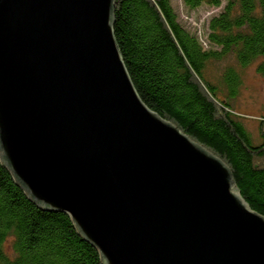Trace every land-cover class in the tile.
<instances>
[{"label":"water","instance_id":"95a60500","mask_svg":"<svg viewBox=\"0 0 264 264\" xmlns=\"http://www.w3.org/2000/svg\"><path fill=\"white\" fill-rule=\"evenodd\" d=\"M115 0H0V162L103 264H264L229 168L139 98Z\"/></svg>","mask_w":264,"mask_h":264},{"label":"trees","instance_id":"16d2710c","mask_svg":"<svg viewBox=\"0 0 264 264\" xmlns=\"http://www.w3.org/2000/svg\"><path fill=\"white\" fill-rule=\"evenodd\" d=\"M180 3L188 12L213 9L199 20L185 17L190 29L172 0H115L121 58L141 101L218 157L264 217V114L256 142L232 108L241 72L264 59V0ZM257 72L264 76L263 62ZM0 264L103 263L67 215L32 203L0 162Z\"/></svg>","mask_w":264,"mask_h":264},{"label":"rangeland","instance_id":"374dc122","mask_svg":"<svg viewBox=\"0 0 264 264\" xmlns=\"http://www.w3.org/2000/svg\"><path fill=\"white\" fill-rule=\"evenodd\" d=\"M174 10L178 13L179 19L186 27L194 29L192 23L186 20L193 17L195 20L202 19L213 8L201 6L198 10L188 12L180 3V0H172ZM188 24V25H187ZM264 63V59L258 60L256 63L247 67L241 72L242 87L239 96L235 97L232 106L235 113L240 117V122L244 124L247 131L253 136V141L259 142L258 121L257 117L264 114V76L257 72V64ZM247 132L250 135V133Z\"/></svg>","mask_w":264,"mask_h":264}]
</instances>
